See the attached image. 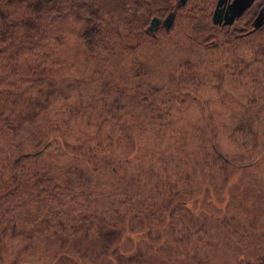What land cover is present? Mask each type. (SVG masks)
<instances>
[{"label": "trees", "instance_id": "1", "mask_svg": "<svg viewBox=\"0 0 264 264\" xmlns=\"http://www.w3.org/2000/svg\"><path fill=\"white\" fill-rule=\"evenodd\" d=\"M179 8L177 0H0V264H146L151 257L157 264H201L204 261H195V256L214 237H226L231 231L216 199L224 200L226 189L223 195L216 192V197L210 192L199 194L208 204L196 207L198 197L177 188V181L164 182L158 174L152 177L153 170L137 166L138 161L134 165L135 141L131 156L114 159L112 146L71 145L66 130L42 117L51 102L55 50L65 33L73 31L87 47L109 56L131 55L158 30L171 29L172 23L167 30L159 24L157 30L148 31L153 17L161 20L170 12L175 16ZM189 12L190 25L208 35L209 43L201 45L206 56L259 34L263 45H257L258 52L264 53V28L250 31L253 5L243 15L242 27H235L236 21L220 25L227 28L223 40L220 33L212 32L219 25L210 22L205 5ZM186 66L197 84L193 65ZM175 97L171 102L177 101ZM136 100L146 109L152 106L144 95ZM144 121L148 119L135 124ZM127 127L118 128V136L132 144ZM25 139L34 140L39 148L23 150ZM215 153L213 165L222 166L219 171L226 182L223 166L234 165ZM59 156L68 157L65 167ZM185 180L190 186L189 177ZM210 229H214L211 235ZM42 242L45 253L37 256L44 258L42 263L20 258ZM261 242L264 245V239ZM19 243L20 249L9 258L7 252ZM188 245L194 249L188 251ZM50 250L53 253L46 257ZM257 259L264 261V255Z\"/></svg>", "mask_w": 264, "mask_h": 264}, {"label": "rangeland", "instance_id": "2", "mask_svg": "<svg viewBox=\"0 0 264 264\" xmlns=\"http://www.w3.org/2000/svg\"><path fill=\"white\" fill-rule=\"evenodd\" d=\"M215 2L187 0L180 4L171 29L158 30L131 55L121 52L109 56L99 48L87 47L73 31L65 33L55 50L58 63L52 66L50 77L51 102L42 117L66 130L69 134L65 139L71 145L103 142L112 146L114 159L131 156L135 141L138 154L134 155V165L138 161L137 166L153 170L152 177L158 174L164 182L177 181V188L191 193L194 199L198 197L196 207L208 204L199 194L210 192L216 197V192L223 195L226 189V198L216 199L223 205L218 211L225 214L231 231L226 237H214L195 261L264 264L257 259L264 255V53L257 47L263 45V38L259 34L249 41L236 40L232 48L223 45L206 56L201 45L209 43L208 35L194 29L187 15L195 6L205 5L212 23ZM245 17L237 20L235 27H242ZM220 27L212 32L220 33L223 40L227 28ZM187 63L193 65L197 84L191 80ZM181 79L184 83H179ZM142 95L152 103L150 108L137 104ZM174 96L177 101L171 102ZM116 116H120L119 121ZM144 117L148 121L135 124ZM125 126L132 144L118 136V128ZM38 145L25 139L21 148L35 151ZM55 150L50 151L52 162L58 158ZM215 152L234 165L223 166L226 182H222L219 171L222 166L213 165ZM204 156L208 158L201 159ZM68 160L59 156L58 162L65 167ZM209 173L216 177L214 181ZM202 199L205 202L200 203ZM175 234L180 238L179 232ZM20 245L9 248V258ZM44 246L42 242L38 249L21 253L20 258L42 263L44 258L37 256ZM189 247L188 251L194 249ZM47 253L49 257L53 251ZM151 259L146 264H157L156 257Z\"/></svg>", "mask_w": 264, "mask_h": 264}, {"label": "water", "instance_id": "3", "mask_svg": "<svg viewBox=\"0 0 264 264\" xmlns=\"http://www.w3.org/2000/svg\"><path fill=\"white\" fill-rule=\"evenodd\" d=\"M224 0H218L216 7L212 13V23L228 25L231 24L235 18L239 17L253 2V0H232L230 4L227 5L225 12L224 8L221 7ZM186 0H179V3L183 5ZM174 15L170 12L163 20V25L166 29H169ZM157 17H153L147 27L148 31H152L159 23ZM262 25V17L258 16L254 22V27H260Z\"/></svg>", "mask_w": 264, "mask_h": 264}, {"label": "flooded vegetation", "instance_id": "4", "mask_svg": "<svg viewBox=\"0 0 264 264\" xmlns=\"http://www.w3.org/2000/svg\"><path fill=\"white\" fill-rule=\"evenodd\" d=\"M178 2H179V0H177ZM187 1V0H186ZM217 1L218 0H216V2H215V6H214V9H215V7H216V4H217ZM232 2V0H224L223 1V3H222V5H221V7H223L224 8V11L223 12H225L226 11V9H227V5L228 4H230ZM256 2H257V0H253V2H252V4L239 16V17H237V18H235V20L231 23V24H233L235 21H237V20H239L245 13H246V11L253 5L254 6V8H255V12H254V14L252 15V18H251V25H252V28L250 29V31H254V30H256V29H260V28H264V0H261V2L260 3H258L259 5L257 6L256 5ZM257 6V7H256ZM214 9H213V11H214ZM258 16H261L262 17V25L260 26V27H257V28H255L254 27V22L256 21V18L258 17ZM211 17H212V15H211ZM160 20V19H159ZM159 24H163V21L162 20H160L159 21V23H158V25ZM231 24H228V25H231ZM157 25V26H158ZM217 25H221V24H217ZM223 26V25H222Z\"/></svg>", "mask_w": 264, "mask_h": 264}]
</instances>
